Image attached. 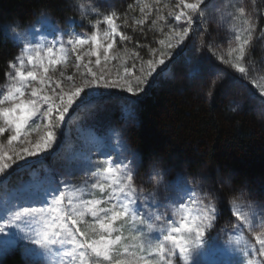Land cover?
<instances>
[{
	"label": "snow or ice",
	"instance_id": "snow-or-ice-1",
	"mask_svg": "<svg viewBox=\"0 0 264 264\" xmlns=\"http://www.w3.org/2000/svg\"><path fill=\"white\" fill-rule=\"evenodd\" d=\"M206 2L177 0L167 16H158L168 29L165 38L155 41L162 47L139 44L148 47V58L135 53L131 58L139 60V69L134 62L131 68L125 67L123 76L117 73L115 78L96 69L121 59L118 46L131 38L119 21L125 28L130 22L127 15L104 9L101 0H93L91 11L97 18L89 20L92 30L75 32L77 21L68 18L73 31L59 48L54 44L43 49L33 46L28 39L32 36L29 26L24 31L18 24L0 26L13 39L27 40L7 63L9 86L0 96V179L32 159L52 153L71 110L84 106L103 110L118 90L127 94L126 114L134 117L136 102L162 72L194 76L202 71L201 57L206 54L219 61L208 89L212 96L219 93L229 101L232 89L239 88L249 100L264 104V75L254 78L253 69L246 64L256 30L250 18L246 21L248 38L231 50L230 59L218 55L207 40L192 56L180 59ZM155 3L159 5L160 0ZM129 9L134 11L135 6L130 4ZM148 11V5L140 7L142 18L132 24L143 25L149 19ZM238 11L245 14L243 7ZM40 23L53 28L55 24L47 17ZM260 31L264 37V29ZM70 53L75 55L74 61ZM69 65L72 74L65 71ZM134 71L140 73L135 79ZM110 131L109 136L97 137L91 148L72 158L63 177L53 176L46 186H22L6 198L0 197V257L20 250L26 264H175L177 257L184 264H264V231H255L257 221L264 227V200L250 201V191L244 186L226 187V179L217 187L202 173L170 176L167 167H156L128 147L123 128ZM146 163L152 168L150 178L155 180L150 192L136 183ZM81 173L88 177L83 187L72 186L66 177ZM237 201L248 211H234ZM225 207L235 222L227 221L214 237ZM126 226L129 236L124 234ZM229 227L232 235L221 242ZM244 229L255 241L251 246L236 235ZM238 253L244 260L222 258Z\"/></svg>",
	"mask_w": 264,
	"mask_h": 264
},
{
	"label": "trees",
	"instance_id": "trees-1",
	"mask_svg": "<svg viewBox=\"0 0 264 264\" xmlns=\"http://www.w3.org/2000/svg\"><path fill=\"white\" fill-rule=\"evenodd\" d=\"M108 1L114 10L129 19L130 26L125 28V34L131 39L124 44L129 53L139 52L146 59L150 55L148 47L140 48L139 44L162 47L155 41L165 38L163 33L167 30L158 19L160 11H157L155 0ZM76 2L0 0V26H27L40 16H47L63 26L68 18L76 17ZM130 4L135 6L134 11L129 9ZM144 5L149 6V19L143 25L132 24L134 19L142 18L140 7ZM215 7L237 12L243 7V20L250 18L255 24L246 61L249 67L253 66L264 55V37L260 31L264 29V0H222ZM205 15L206 35L202 40H207L209 46L214 45L213 50L218 54L227 47L226 28L214 11ZM153 20L157 21L155 25ZM195 43L191 49L199 45ZM18 53L16 44L0 28V87L7 81L8 61ZM206 56L201 57L202 71L198 75L170 73L167 80L153 86L136 104L133 122L120 120L118 115L112 114L111 103H107L103 110H95L93 117L98 123H113L123 128L128 145L156 167H167L170 176L177 172L202 173L208 177L209 183L215 182L217 187L221 179H226V187L244 186L245 191L251 192L249 200L258 203L264 200V110L258 109L239 88L232 89L229 101L219 93L212 96L208 89L211 80L215 79V69L209 65ZM151 172L152 168L146 163L140 169L136 183L147 180ZM230 219L233 218L225 207L216 227H226ZM23 263L20 250L11 251L0 262Z\"/></svg>",
	"mask_w": 264,
	"mask_h": 264
},
{
	"label": "rangeland",
	"instance_id": "rangeland-1",
	"mask_svg": "<svg viewBox=\"0 0 264 264\" xmlns=\"http://www.w3.org/2000/svg\"><path fill=\"white\" fill-rule=\"evenodd\" d=\"M76 1H77L76 2L77 13L75 19L77 21V24L74 26L75 32L82 34L85 32H90V30L92 29L89 20L95 22V19L97 18L95 17V14L91 11L93 6V0L91 1L76 0ZM171 1H173L174 3H171ZM221 1L222 0H207L206 4L202 6L204 7V12L202 13L201 17L197 19L196 27L194 28L191 37L188 39L186 46L184 47V50L181 53L180 59H184L187 56H192L194 50H198L201 44L204 42V40L202 39L206 35L205 14L207 12L214 11V14L216 13L217 15L216 17L223 22L226 28L225 38L228 40L227 47L224 49V51L219 52L218 55H221L226 59H230L231 57L229 56V53L231 52V50L237 47L238 43H242L244 39L248 38V24L246 23V21L243 20L241 14L237 11H234L233 9L231 10L230 8H224L222 9L223 11L219 10L215 6L218 2ZM101 2L104 5V9L114 10L111 6V3L108 0H101ZM176 2L177 0H160V4L157 5L155 3V5L160 10L159 13L160 15L167 16L168 12L172 10V6H175ZM82 12H87L88 15L82 17L81 15ZM45 17L47 16H40L37 19H35L32 23L27 25L29 26V30L32 32V36L29 37L28 39H30L33 42V46H38L41 49L45 48L46 45L51 46L53 44L55 45L56 48H59L61 46L62 41H66L69 38V34L72 33L73 31V26L69 25L67 22L65 23V25L60 26L54 20L47 17L49 20L55 22L54 28L59 29V31H54L53 27H49L47 25H41L40 21ZM119 23L121 24L122 30L125 33V27H123V21L121 20L119 21ZM163 24L165 30L168 31L164 22ZM24 30H25V26H21L20 31H24ZM7 35L16 44L19 51L21 45L27 44V40H15L8 33ZM195 42H197L199 45L198 46L196 45L195 47L196 49H191V46H195L196 44ZM124 44L118 46V54L121 56V59L112 60L108 63L106 68L102 69L98 67L96 70L110 72L112 74V77L115 78L117 73L123 76L125 74V67L131 68L134 62L136 63V68L139 69V60L134 61L131 58L133 54L127 51L129 49L125 47ZM70 59L74 61L75 55L70 53ZM194 59L195 58L193 57V60ZM206 59L209 65L214 69H215V65L219 64V61H216L214 58L208 55L206 56ZM220 67L223 68L225 67V65L220 64ZM250 68L253 69L252 76L254 78H259L260 76L264 75V55L260 58V60L257 61V63H255ZM65 71L68 74H72L74 70L69 65L65 68ZM199 73L195 75H198ZM139 74H140L139 71H134L133 79H135V77L138 76ZM169 77H170V72H162L161 75L158 76L153 81L152 87L162 81L167 80ZM262 83H264V81H262ZM8 86H9V81L7 80L6 83L0 87V96H2L5 92H7ZM151 88L148 89L146 94L141 95V97L136 102V104L148 94ZM126 96H127L126 93L116 90L115 95L111 97L108 103H111L113 105L112 114H116V116L118 115L120 120L122 119L133 122L135 120V115L134 117H129L126 114V109L124 107ZM252 101L253 103H255L258 109L264 110V104H262L259 100L253 99ZM94 112L95 111L89 106H84L71 110L64 125L63 131L60 134V139L55 147V150L52 153L45 154L42 158H38V159L34 158L30 160L26 166L14 168L11 171V174L7 178L0 179V197L6 198L9 193L15 191L16 189L22 186H30L34 189L42 186H46L47 183L53 178V176H56L57 178L63 177L65 171L69 167V162L72 160V158L76 157L80 153L91 148L94 142L96 141L97 137L109 136L111 134L110 130L113 127L119 128L117 125H114L113 123H107V122L98 123L93 117ZM37 123H39V121H37ZM84 133H86V135L89 134L92 135L89 140L86 139V135L85 136L83 135ZM125 142L127 143L126 139ZM113 143H115V141H113ZM128 147L131 148L129 145ZM66 178L70 180L71 185L74 187H83L86 179H88V177H86L83 173ZM154 183L155 180L151 179L149 175L147 180H142V182L137 183V186L141 188L144 192H150L153 189ZM96 195L99 196V193H96ZM87 198H91V197H87ZM185 203H189L192 209L195 210V205L187 201L186 198H185ZM177 207H179V205H177ZM233 210L234 211L239 210L242 213L248 211L247 207H245L244 204L241 203L240 201L236 202V206ZM233 222H235L234 219ZM222 228L216 227L212 235L214 237L217 236V234L220 233V230ZM255 231L258 232L264 231V227L260 226L259 221H257V226L255 228ZM124 234L126 236H129L127 226ZM228 235H232L230 227H229V231L226 234L221 235V242L227 239ZM236 235L243 236L246 240H248L250 242L249 246L255 243V241L252 240L251 238V233L248 232L247 229H244L243 231L236 233ZM128 242L132 243L131 240H129ZM10 252L11 251H9L3 257H0V262ZM222 258L225 260L227 259H233L237 261L244 260L242 253H238L235 255H224ZM23 262H24L23 264H26L24 257H23ZM175 264H184V261L179 257H177L175 260Z\"/></svg>",
	"mask_w": 264,
	"mask_h": 264
},
{
	"label": "bare ground",
	"instance_id": "bare-ground-1",
	"mask_svg": "<svg viewBox=\"0 0 264 264\" xmlns=\"http://www.w3.org/2000/svg\"><path fill=\"white\" fill-rule=\"evenodd\" d=\"M83 135L85 136V135H86V133H84ZM91 136H92L91 134H89V135H86V139H87V140H89Z\"/></svg>",
	"mask_w": 264,
	"mask_h": 264
}]
</instances>
